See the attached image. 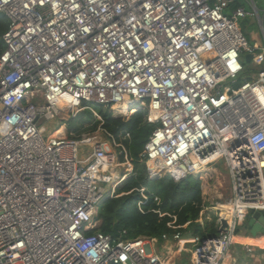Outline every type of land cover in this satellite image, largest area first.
<instances>
[{
    "label": "built area",
    "instance_id": "2783aa9c",
    "mask_svg": "<svg viewBox=\"0 0 264 264\" xmlns=\"http://www.w3.org/2000/svg\"><path fill=\"white\" fill-rule=\"evenodd\" d=\"M238 1L0 0L9 23L0 52V264H171L157 239L93 232L101 203L135 174L126 145L104 129L108 139L96 141L63 125L41 130L42 120L86 111L103 122L94 105L122 119L146 110L160 123L141 154L152 178L179 182L224 161L229 196L216 215L218 227L221 213L228 225L192 236L190 264H225L247 212H264V70L234 87L247 75L243 55L255 67L263 61L238 22L257 17L264 33V19L254 0L252 13L234 9ZM136 191L143 212L147 189Z\"/></svg>",
    "mask_w": 264,
    "mask_h": 264
},
{
    "label": "trees",
    "instance_id": "16d2710c",
    "mask_svg": "<svg viewBox=\"0 0 264 264\" xmlns=\"http://www.w3.org/2000/svg\"><path fill=\"white\" fill-rule=\"evenodd\" d=\"M8 28L7 18L0 13V52L4 49L3 35ZM96 110L104 122L102 129L126 145L134 162L135 174L117 188V197H107L101 203L97 216L100 224L93 232L114 236V229L117 227L120 235L126 232V239L146 237L157 239L160 244L165 242L164 236L172 239L177 233L185 235L190 232L201 237L218 235L217 215L214 216V221L206 218V223L210 225L207 230L197 222L205 208L199 179L188 176L176 182L168 173L156 178L149 176L147 164L141 154L160 123L150 121L146 110L142 109L137 110L128 121L112 117L111 110L105 111L99 106ZM90 116L92 119L91 114ZM100 125V122H96L89 128L90 132H95ZM126 135L130 138L124 139ZM142 187L147 189L148 195V201L142 207L143 212L139 208V203L143 200L136 191ZM173 223L175 228H170L168 225Z\"/></svg>",
    "mask_w": 264,
    "mask_h": 264
},
{
    "label": "rangeland",
    "instance_id": "374dc122",
    "mask_svg": "<svg viewBox=\"0 0 264 264\" xmlns=\"http://www.w3.org/2000/svg\"><path fill=\"white\" fill-rule=\"evenodd\" d=\"M250 1L251 0H239L238 3L232 7L235 9L236 6L239 3H241L242 6L245 7L247 12L252 13L254 11H253V8H252ZM254 1H255L256 5H257V7L261 13V16L263 17L264 1L263 0H254ZM227 14L230 15V12H228ZM238 24L241 28L242 33L244 34V36L247 40L248 46H250L251 48L257 49L256 59L263 56L264 55V51H263L264 37H263V32H262L261 25H260L258 18L248 16L246 18L240 19ZM246 60L247 59H246L245 55H243L242 61L245 65L246 72L252 70L258 74L260 71L264 70V61L260 64V66L254 68L252 63H249ZM247 77L248 76L246 74H244V76L238 80V83L235 84L234 87H240L242 85L243 81ZM93 107H94L93 108L94 111L98 114V112L96 110V107H98V106L94 105ZM99 108H102V107L99 106ZM104 110L106 111L109 109H104ZM136 111H137V109L133 110L132 114H130L126 117H123V119L128 121L132 117V115L136 113ZM90 114L92 115V119L90 118L91 117ZM111 114H112V117L118 118V117H116L117 114L115 113V111L111 110ZM96 122H100L101 125L96 129L95 132H90L91 129H89V128H92ZM103 123L104 122L100 121L99 117H97L94 113H92L91 111H87L86 113L79 114L76 119H71L70 116H64V117L60 118L57 122L45 123V120H42V122L40 123V126H41V130L44 132V135H46V136L51 134L54 130L58 129L61 125H63L67 129V131H68L67 133L75 132L76 135H81V136L91 134V136L89 138H87V141H90V140L96 141V140H107L108 139L107 135L103 132V129H102ZM63 131H64V128H63ZM209 168L215 169L216 172L219 174L220 178H218L217 176H215L214 178L213 177L212 178L205 177V178L209 179L207 184L210 187V191H207L204 195L205 208H204V211L201 213V217L199 220L200 222L201 221L203 222L202 224L206 225L205 230H207L208 227H210V225L206 223V218L209 217L207 219L208 221L211 219L214 221V216L218 213V208H219L218 205L224 204V202L228 198V190L227 189L229 187L228 171L225 168L223 160L219 161L217 163H213ZM196 178L201 181V184L204 182L202 180V175H200L198 177L196 176ZM108 190H110L109 187H108ZM253 213L254 212H247L248 215L253 214ZM202 215H203V218H202ZM244 224H246V223H244ZM243 231L241 232L242 235H243ZM184 241H186V240H183L182 243H184ZM236 242H238V243L239 242L252 243L251 241H244L243 237H238ZM173 243H174V241L168 242V244H173ZM174 245L176 247H179V243L174 244ZM188 248L192 250L193 246L189 245ZM168 254H169V252H168V250H166L165 254H163V255L165 257H169ZM188 260H189V253H188L187 259L185 256L183 257L182 262L185 264H188Z\"/></svg>",
    "mask_w": 264,
    "mask_h": 264
},
{
    "label": "crops",
    "instance_id": "0c3cea01",
    "mask_svg": "<svg viewBox=\"0 0 264 264\" xmlns=\"http://www.w3.org/2000/svg\"><path fill=\"white\" fill-rule=\"evenodd\" d=\"M263 12H264V9H263ZM263 19H264V14H263ZM263 37H264V33H263ZM263 61H264V55H263ZM249 63H253V62L249 61ZM253 67L256 68L254 65H253ZM256 74L257 73L255 71H252V70L247 72V76H249V77L251 75L255 76ZM209 169H207L205 172H203L201 174L202 180L204 181L201 184L202 192H203V200H204L205 193L207 191H210V187L207 184L209 181L208 178L209 177L214 178L215 176L220 178L219 174L216 172L215 169H210V170ZM205 177H208V178H205ZM228 178H229V174H228ZM229 187H230V178H229ZM229 187L227 189L228 190V196H229ZM204 203H205V201H204ZM253 216H254V213L248 215V217L245 221L246 224L242 225L239 228V232H238V237H243L244 241H251L252 243H247V242H239L238 243V242H236L232 246V248H231V250L227 256V259L225 261V264H264V231L262 233L261 231L257 230V231H254V233H252L253 227L250 226V221L252 220ZM202 218H203V216H202ZM259 223L262 225L261 228L264 230V216L262 217V221ZM203 228H205L204 224H203ZM242 231H243V235L241 234ZM190 235L194 236L190 232L184 235V236H186L184 238V240H186V241H184V243H182L183 241L179 242V247H176L174 245V244H177V242H174L173 244H168V242L163 243V244H159L158 245L159 254H165V251L168 250V252H169L168 255L170 257V263L171 264H185L182 262L183 257L185 256L187 259L188 253H189L188 264H190L191 249L188 248V246L191 245L190 239L192 237H190Z\"/></svg>",
    "mask_w": 264,
    "mask_h": 264
},
{
    "label": "water",
    "instance_id": "95a60500",
    "mask_svg": "<svg viewBox=\"0 0 264 264\" xmlns=\"http://www.w3.org/2000/svg\"><path fill=\"white\" fill-rule=\"evenodd\" d=\"M250 59H251V57H248L246 61L249 62ZM219 216H220V219H219L220 226H219L218 233H221L225 230V228H227L228 224H227V220L225 218H223V213H221ZM263 216H264V212H255L254 213V216H253L252 220L250 221V226L253 227L252 233H254V231H257V230H259L263 233L264 230L261 228L262 225L259 223L262 221ZM114 236L115 237L120 236L117 227H115V229H114ZM190 237H192V235H190Z\"/></svg>",
    "mask_w": 264,
    "mask_h": 264
},
{
    "label": "bare ground",
    "instance_id": "6f19581e",
    "mask_svg": "<svg viewBox=\"0 0 264 264\" xmlns=\"http://www.w3.org/2000/svg\"><path fill=\"white\" fill-rule=\"evenodd\" d=\"M133 113V111L132 112H128V114L127 115H130V114H132ZM135 113V112H134ZM65 130V129H64ZM61 133V131L58 133V134H60ZM207 187V186H206Z\"/></svg>",
    "mask_w": 264,
    "mask_h": 264
}]
</instances>
